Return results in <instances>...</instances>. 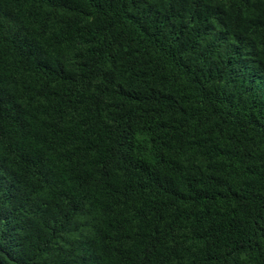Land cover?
<instances>
[{
  "label": "trees",
  "instance_id": "obj_1",
  "mask_svg": "<svg viewBox=\"0 0 264 264\" xmlns=\"http://www.w3.org/2000/svg\"><path fill=\"white\" fill-rule=\"evenodd\" d=\"M0 264H264V0H0Z\"/></svg>",
  "mask_w": 264,
  "mask_h": 264
}]
</instances>
